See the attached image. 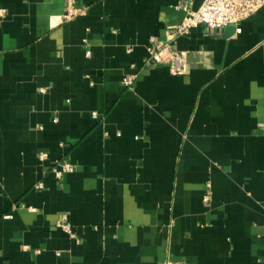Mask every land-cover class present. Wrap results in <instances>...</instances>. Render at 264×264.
Returning <instances> with one entry per match:
<instances>
[{
    "label": "crops",
    "instance_id": "1",
    "mask_svg": "<svg viewBox=\"0 0 264 264\" xmlns=\"http://www.w3.org/2000/svg\"><path fill=\"white\" fill-rule=\"evenodd\" d=\"M201 4L0 0V264H264V7L149 62Z\"/></svg>",
    "mask_w": 264,
    "mask_h": 264
},
{
    "label": "built area",
    "instance_id": "2",
    "mask_svg": "<svg viewBox=\"0 0 264 264\" xmlns=\"http://www.w3.org/2000/svg\"><path fill=\"white\" fill-rule=\"evenodd\" d=\"M264 7V0H202L200 8L196 11H191L188 16L177 25L172 33V39L158 44L154 38L151 39V45L148 49L149 62L154 64H167L174 75H186L189 68V55L186 51H181L175 48L176 39L179 36L186 35L192 29L199 26H206L212 30H220L230 25H237L241 21L257 14ZM83 10L77 9L70 4L66 13L60 17L61 21H69L77 15L82 14ZM137 75H129L124 78L123 84L126 87H131ZM95 119L99 118L98 113L92 115ZM46 155L42 156L45 159ZM75 167L63 161L53 167L52 171L57 178H62L66 173H70ZM37 189H43L44 184L36 185ZM206 200L209 197H205ZM13 215H5V219H12ZM57 225L65 231L71 232L72 227L68 222L67 215L59 219ZM164 264H187L183 261H168Z\"/></svg>",
    "mask_w": 264,
    "mask_h": 264
}]
</instances>
